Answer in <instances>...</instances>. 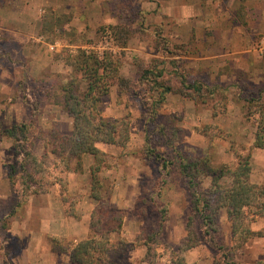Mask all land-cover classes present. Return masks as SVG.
<instances>
[{
    "label": "rangeland",
    "instance_id": "1",
    "mask_svg": "<svg viewBox=\"0 0 264 264\" xmlns=\"http://www.w3.org/2000/svg\"><path fill=\"white\" fill-rule=\"evenodd\" d=\"M162 3L163 0H107L108 19L105 22L103 14L94 6L89 8L87 0H71V5L65 4L59 10L44 0H0V8L6 10L0 14V20L15 16L35 24L28 30L20 21L23 25L16 29L21 34L12 31L14 24H8L6 32L0 31V179L4 173L7 176L0 180V264H59L61 259L55 255H63L71 247L64 239L43 235H39L38 240H42L39 245L35 235L25 230H50L49 227L51 230H79L82 224L88 230L87 236L92 235L93 209L85 223L81 221V215L89 211V203L96 205L89 198V172L75 180V187H68L67 199L74 203L77 218L66 215L60 187L59 209L54 207L52 224L40 222L34 210L28 207L27 201L33 194L22 195L24 172L21 162L25 153L41 156L45 150H51L49 143L57 138V130L62 134L72 130L73 119L60 106L61 86L78 77L79 73L65 64L62 57L76 55L79 50L97 52L100 58L103 53L110 54L117 72L106 78L108 93L100 98L95 109L104 119L125 118L129 123V138L123 146L108 144L113 146L109 150L99 146L106 153L104 168L99 173L104 195L111 202L114 187L120 185L118 199L125 200L123 209L111 202L123 211L120 231L109 235L114 244L122 243L118 264H170L171 254L185 236V225L190 217L199 244L184 253L186 261L227 264L231 259L252 260L255 256L256 260H264V255L259 252L260 244L264 248V241L257 237L240 252L218 249V244L226 245L230 237L225 209H220L217 218L219 235L213 240L205 235L201 219L191 211V206L195 191L207 190L210 179L199 174L194 178L196 187H190L189 178L180 168L181 163L207 158L212 167L226 165L233 170L239 159L249 154L250 181L264 183V149L252 146L260 118L258 104L264 103V94H258L259 99L255 100L253 93H245L249 98L242 112L250 135L247 133L244 138H233L209 120L213 117L214 106L219 104L218 111H227L226 105L234 98L233 93L217 90L211 94L203 90L197 93L196 100L175 92L161 96L162 87L158 83L171 85L175 90L181 88V80L208 85L206 79L191 75L179 60L174 59L182 48L165 31ZM117 25L126 27L128 34H114L111 27ZM1 27L0 22V30ZM57 42H61L59 52L49 49V45ZM36 55L44 57L37 59L42 66L45 64L42 75L35 73ZM51 59L62 60L67 71H51L46 65ZM158 71L160 76H156ZM79 83L84 89L85 82ZM170 100H175L174 105ZM180 100L189 103L179 106ZM22 123L27 124L28 129L19 133L16 128ZM205 125L216 128H210V135H204L199 130ZM9 129H14L15 139L6 133ZM144 148L150 150L151 157L144 154ZM156 154L171 162L168 174L161 168L162 160H158ZM90 158L93 161L92 156ZM48 160L50 163L57 158L49 154ZM12 165L16 171L11 185L8 173ZM230 180L226 177L222 181ZM31 186L34 188L33 183ZM162 210L165 221L161 224ZM25 217L30 221L28 228L24 227ZM263 226L264 221L257 218L252 229Z\"/></svg>",
    "mask_w": 264,
    "mask_h": 264
},
{
    "label": "trees",
    "instance_id": "2",
    "mask_svg": "<svg viewBox=\"0 0 264 264\" xmlns=\"http://www.w3.org/2000/svg\"><path fill=\"white\" fill-rule=\"evenodd\" d=\"M111 31L121 36L128 34L126 27L121 25L112 26ZM109 55L103 53L100 58L97 52L87 53L85 50H79L76 55L69 54L67 57H62L65 64L79 73L78 77L72 78L66 85L61 86L63 96L60 106L66 114L72 117V130L65 134L57 130V138L54 137L49 143L52 147L50 151L45 150L41 156L27 152L21 162L24 172L22 195L37 194L48 189L50 185L58 183L66 215L77 218L74 203L67 199V173L69 171L83 172V155L92 156L93 161L89 167V198L96 203L91 213L90 231L92 235L72 245L66 251L69 263L72 264H118L117 257L123 251V248H120L122 243L114 244L109 237L110 233L120 231L123 211L114 207L105 197L104 185L99 178V173L105 165L106 153L97 144L123 146L129 138L127 119L107 120L99 116L95 109L100 98L108 93L106 78L116 75L117 72L116 63L111 60ZM160 75L161 72L158 71L156 76ZM79 81L85 82L84 89L81 88ZM158 86L162 87L161 96L175 92L192 100H196L197 93L203 90H207L211 94L220 90L216 85L209 87L201 82L187 83L184 80H181V88L177 90L171 85L164 86L158 83ZM220 91L225 92V90ZM162 100H164L163 97L161 102ZM258 105L260 118L257 121L252 146L264 149V103ZM217 107H213V116L224 112L223 109L218 111ZM210 128L216 127L205 125L199 131L204 135H210L208 132ZM16 129L19 133H24L28 129V125L22 123ZM5 131L15 139L14 129ZM145 142H147V136ZM49 154L55 156L57 161L52 160L49 163ZM144 154L151 157L150 150L145 148ZM155 157L162 160L161 168L165 170V174H168L171 162L166 161L163 157L159 158L157 154ZM180 168L181 172L189 178L190 187H196L194 178L199 174L210 179L207 190L195 191L191 211L199 216L205 229V235L211 240L215 239L220 232L217 221L220 209L226 211L230 222L231 243L229 245L219 243L218 249L233 253L239 251L249 240L255 237H264V227L258 230L252 229L255 217L264 218V183L256 184L250 181L249 154L241 157L233 170L226 165L218 168L212 167L207 158L181 163ZM15 171L16 168L12 165L8 173L11 185L14 183ZM226 177H230V182L222 181ZM50 178L53 179L50 180ZM31 183L34 184V188ZM162 212L161 224L165 221V211L162 210ZM192 222L193 219L190 217L185 225V236L181 238L177 250L171 254L170 264H188L184 253L198 246L199 240L196 232L191 228ZM114 224L115 226H113ZM225 255L227 256V254ZM213 264L216 263L213 262ZM227 264L246 263L231 259ZM252 264H264V260H257Z\"/></svg>",
    "mask_w": 264,
    "mask_h": 264
},
{
    "label": "crops",
    "instance_id": "3",
    "mask_svg": "<svg viewBox=\"0 0 264 264\" xmlns=\"http://www.w3.org/2000/svg\"><path fill=\"white\" fill-rule=\"evenodd\" d=\"M44 1L51 4L55 10L61 9L65 4L71 5V0ZM87 2L89 8L90 6H94L95 10H98L101 15L103 14L105 22H107V0H87ZM162 5L165 16L163 21L165 31L169 33V38L179 42L181 45L180 48H182L180 54L174 57V59L179 60V63L181 62L182 66L191 75L206 79L208 85L217 84L216 86L220 90H227L235 95L226 105L227 111L225 113L210 117L209 120L228 131L233 138H244L247 133L250 135V132L247 130L248 126L245 125L246 117L242 112V108L245 102H247L246 99L249 98L246 92L253 93L252 99L255 100L259 99L260 95L258 94H264V58L254 49L255 41L260 35L264 34V0H163ZM5 11L4 7L0 8V14ZM20 21L24 23L28 30L35 25L30 21L21 20L20 17L15 18V16H9L0 20L2 26L0 31L6 32L8 29L6 26L8 24H14L15 29L12 31L21 34L16 29L19 25H23L20 24ZM28 37L30 38V36ZM38 37L41 38L42 36L38 35ZM49 49L54 52H59L61 42L49 45ZM39 58L44 57L42 55L35 56L36 75H42V70L45 65L42 66V63L39 64L37 61ZM46 65L51 67V71H57L58 73L67 71L65 64L60 59H51ZM170 101V104L174 105L175 100ZM184 102L186 104L189 103L180 100L179 106H182ZM250 118L254 120L253 116H250ZM227 123H233L235 125H225ZM97 145L108 150L112 149L109 147H113L101 143ZM90 156L85 154L83 157L82 173L72 171L67 173L68 187L70 189L75 187V180H78L81 174L89 172V166L92 162ZM2 178L7 179L5 173L3 176L1 175ZM4 184L7 186V182ZM59 187L58 183H54L48 189L29 196L27 201L29 205H27L31 210H34L36 217L38 216L40 218V222L47 221L46 223L52 224L51 222L55 220L53 210L54 207L59 209ZM120 187V185L114 187L115 192L111 197V202L123 209L125 200L118 199L121 195L119 193ZM88 207L89 211L81 215V221L83 223H85L94 204L89 203ZM26 213H28V210ZM79 213L81 212L79 211ZM257 218L264 221L262 217H255V219ZM25 220L24 227L28 228V224L30 223L29 218L26 219L25 217ZM50 224L48 225L51 226ZM49 229L25 230V232L28 231L30 234H34L39 245L42 243V240H38L41 235L44 237L57 236L72 246L84 239L88 234V230L82 224L79 230H67L68 228H65V230H51V227ZM121 233L123 236L124 232L122 231ZM257 238L259 241H264V237ZM252 242L254 243L253 239L249 240L242 248L247 249L246 245L248 243L252 244ZM230 243L229 237V240L225 244L229 245ZM255 243L258 245V242L255 241ZM39 245L38 252L41 250ZM260 245L259 252L264 255V248L262 244ZM255 254L256 252L253 253V255ZM55 257L61 259L59 264H72L69 263L67 253L60 254L59 256L55 255ZM255 258L257 256L252 260L239 258L237 261L252 264L257 261ZM187 262L188 264H200L201 261L198 260L195 263L187 259Z\"/></svg>",
    "mask_w": 264,
    "mask_h": 264
},
{
    "label": "built area",
    "instance_id": "4",
    "mask_svg": "<svg viewBox=\"0 0 264 264\" xmlns=\"http://www.w3.org/2000/svg\"><path fill=\"white\" fill-rule=\"evenodd\" d=\"M254 49L264 58V34L257 38Z\"/></svg>",
    "mask_w": 264,
    "mask_h": 264
}]
</instances>
